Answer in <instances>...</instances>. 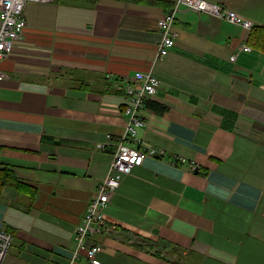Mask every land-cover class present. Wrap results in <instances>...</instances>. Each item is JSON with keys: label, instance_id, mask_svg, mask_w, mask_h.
Here are the masks:
<instances>
[{"label": "crops", "instance_id": "1", "mask_svg": "<svg viewBox=\"0 0 264 264\" xmlns=\"http://www.w3.org/2000/svg\"><path fill=\"white\" fill-rule=\"evenodd\" d=\"M206 1L253 29L183 7L165 58L159 21L174 4L27 5L0 61V230L14 237L3 264H90L96 244L103 264H264V0ZM137 72L160 81L148 101L167 110L147 106L128 144L165 155L124 176L105 210L114 233L80 247Z\"/></svg>", "mask_w": 264, "mask_h": 264}, {"label": "built area", "instance_id": "2", "mask_svg": "<svg viewBox=\"0 0 264 264\" xmlns=\"http://www.w3.org/2000/svg\"><path fill=\"white\" fill-rule=\"evenodd\" d=\"M52 0H0V61L9 58L23 37L27 26L25 15L29 3H46ZM183 7L198 13H207L229 23L252 30L254 22L222 5L211 4L205 0H176L173 8L159 21L162 38L159 43V58L168 56L170 49L176 45V35L173 32L178 13ZM243 51H250L248 45H243ZM236 60V56L232 57ZM7 73L0 70V83L7 80ZM160 81L152 73L137 72L135 83L126 88L125 115L129 123L125 133L119 138L107 176L98 188L97 195L89 204L82 224L76 229V241L84 247L86 239L94 234L114 233L108 229L105 210L121 186L124 176L130 175L135 167L141 166L145 158L164 156L162 151L151 148L147 150L130 146L128 143L136 140L137 127L144 126L148 111L147 101L157 94ZM111 135H108V139ZM104 144L99 148L104 149ZM14 237L7 231L0 230V264L10 252ZM102 248L92 246L87 249L90 264H103L98 259Z\"/></svg>", "mask_w": 264, "mask_h": 264}, {"label": "trees", "instance_id": "3", "mask_svg": "<svg viewBox=\"0 0 264 264\" xmlns=\"http://www.w3.org/2000/svg\"><path fill=\"white\" fill-rule=\"evenodd\" d=\"M54 1L62 3V4L95 5V4H97V3L101 2V1H104V0H54ZM116 1L127 2V3H135V4H143V5H147V6H155V5H158V4L164 5V2H165V3H170V4H165L168 7H172L173 4L175 3L174 1H173V3H171L170 0H116ZM160 1H162L163 3L160 2ZM146 104H147L148 107H150L151 109L155 110L159 114H163L167 110L166 107H161L157 103H153V102L147 101ZM27 189L29 191L35 193V191H32L30 188H27Z\"/></svg>", "mask_w": 264, "mask_h": 264}, {"label": "rangeland", "instance_id": "4", "mask_svg": "<svg viewBox=\"0 0 264 264\" xmlns=\"http://www.w3.org/2000/svg\"><path fill=\"white\" fill-rule=\"evenodd\" d=\"M176 4V0H175V3H174V5ZM26 11V10H25ZM25 15H26V13H25ZM27 19V18H26ZM14 51V50H13ZM13 53V52H12ZM12 55V54H11ZM149 100H151V99H149ZM90 238V237H89ZM87 240V239H86ZM14 241V240H13ZM97 245V244H96ZM93 246H95V245H93ZM97 246H100V245H97ZM92 247V246H91ZM101 247V246H100ZM90 248V247H89ZM102 248V247H101Z\"/></svg>", "mask_w": 264, "mask_h": 264}, {"label": "bare ground", "instance_id": "5", "mask_svg": "<svg viewBox=\"0 0 264 264\" xmlns=\"http://www.w3.org/2000/svg\"><path fill=\"white\" fill-rule=\"evenodd\" d=\"M206 1V0H205ZM207 2H209V1H207ZM209 3H211V2H209ZM211 4H214V3H211ZM146 159V158H145ZM145 161V160H144ZM113 199V198H112ZM112 229V231L114 232V229L115 228H111ZM99 259V258H98ZM5 261V260H4ZM101 262V261H100ZM102 263V262H101Z\"/></svg>", "mask_w": 264, "mask_h": 264}, {"label": "water", "instance_id": "6", "mask_svg": "<svg viewBox=\"0 0 264 264\" xmlns=\"http://www.w3.org/2000/svg\"><path fill=\"white\" fill-rule=\"evenodd\" d=\"M198 171V169H195V172H197Z\"/></svg>", "mask_w": 264, "mask_h": 264}]
</instances>
